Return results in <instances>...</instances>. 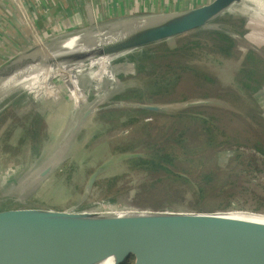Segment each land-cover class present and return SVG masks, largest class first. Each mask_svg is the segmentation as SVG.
Returning <instances> with one entry per match:
<instances>
[{"label": "water", "instance_id": "obj_1", "mask_svg": "<svg viewBox=\"0 0 264 264\" xmlns=\"http://www.w3.org/2000/svg\"><path fill=\"white\" fill-rule=\"evenodd\" d=\"M244 1L249 0H212L186 11L117 20L101 28L95 27L96 20L86 8V29L39 43L0 65V104L7 102L18 88L40 83L45 76H49V94L61 98L51 80L59 77L70 92L71 82L64 74L54 73L62 70L68 73L69 68L99 59L107 60V67L100 73L102 81L106 85L119 84L117 71L134 65L126 60L109 65L112 59L196 29L220 30L221 26L214 20ZM81 92L83 98L76 101L71 116L74 124L66 139L48 161L38 160L31 166L21 184L26 193L62 163L60 156L65 154L90 116L123 105L111 103L97 109L98 102L91 103L88 92L84 89ZM133 107L151 112L166 110L145 104ZM130 157L133 156L123 155L115 160ZM111 161L91 176L87 190ZM17 195L22 196V193ZM257 218H264V214L113 206L88 210L2 207L0 264H71L68 260L75 259L92 263L112 259L116 260L115 264H123L130 257L133 264H264V222L255 220Z\"/></svg>", "mask_w": 264, "mask_h": 264}, {"label": "trees", "instance_id": "obj_2", "mask_svg": "<svg viewBox=\"0 0 264 264\" xmlns=\"http://www.w3.org/2000/svg\"><path fill=\"white\" fill-rule=\"evenodd\" d=\"M214 23L221 29H196L131 52L128 61L134 65L131 77L134 85L126 86L110 98L111 103H123L121 107L101 110L95 119L106 133L132 128L129 138L107 144L106 148L115 158L133 156L121 162L127 172H143L146 178L139 184L140 189L144 188L142 192L165 180L186 184L196 196L193 210L199 211L212 208L203 201L212 193L213 182L216 183L209 165L212 161L219 162L220 153L230 152L231 163L240 160L243 150L264 160V117L255 97L264 82V58L252 48L239 50L238 37L243 35L245 26L243 18L222 14ZM104 66L107 65L99 69ZM224 66L229 77L225 84L211 71ZM91 75L93 78L97 73ZM24 98V94L12 96L0 109L1 156L28 151L37 157L48 140L41 131L44 116L34 107L18 114ZM200 101L208 103L187 105ZM136 104L182 106L151 112L133 107ZM159 121L162 123L158 124ZM233 123L241 128H234ZM209 152L215 154L209 156ZM175 162H186L189 168H178ZM192 167L199 169L200 174L194 176ZM152 174L163 176L152 178ZM123 176L115 175L95 183L94 187L103 196L100 203H118L115 188ZM230 204L214 207L229 210ZM137 207L169 209L163 205ZM123 264H133V257Z\"/></svg>", "mask_w": 264, "mask_h": 264}, {"label": "rangeland", "instance_id": "obj_3", "mask_svg": "<svg viewBox=\"0 0 264 264\" xmlns=\"http://www.w3.org/2000/svg\"><path fill=\"white\" fill-rule=\"evenodd\" d=\"M257 8L258 6L249 0L234 5L223 14L238 16L245 20L243 35L238 37L240 40L239 50L245 52L247 49H254L255 47L257 50L261 49L257 53L264 58V14ZM150 16L158 15L136 14L131 18L141 19ZM110 22L115 21L96 20L95 27L101 28ZM256 22H258V25ZM79 30H73V32ZM101 32L105 31L102 30ZM94 39L99 40V38ZM130 54L131 52L125 53L112 59L109 65L120 61H128ZM103 65H107L106 59L93 63L88 66L89 68L87 67L78 73L69 71L65 73L66 75L64 74L65 79L67 78L71 82V92L75 96V101L72 93L63 85L59 77L53 78L51 84L57 87L61 93V98L49 94L47 90L49 83V85L46 84L47 87L43 84L44 87L40 85L31 89L20 87L12 93V96L22 94L26 96L21 102V106H19L20 109L17 110L18 114L27 113L30 107H34L33 110L44 116L41 131L47 134L48 140H46L41 153L37 157H33L28 151L8 156L0 155V208L37 207L56 210H88L112 206L113 208H134L139 205H145L146 207L163 205L171 210L196 211L193 210V206H196L197 203L196 196L193 193L194 190L186 184L172 183L165 180L162 184H157L154 188L142 192L144 188L140 189L139 184L146 178L142 175L143 172L139 170L127 172L125 164L116 161L117 158L114 155L111 156L110 150L106 148L107 144L122 142V140L129 138L132 134V128H121L110 133L102 132L95 120L96 113L90 116L81 127L77 137L67 147L65 154L60 156L62 163L50 175L39 182L38 185H33L28 193L21 186L29 175L31 166L38 160L41 163L48 161L66 139L74 124L71 116L76 108V101L83 98L81 89L88 92L91 103L98 102L96 108L99 109L102 106L111 104L110 98L126 86L134 85V81L131 79L134 75V66L117 71L120 79L119 84L106 85L100 77L101 71L107 67L104 66L99 69ZM211 71L224 84L228 82L227 67L224 66L219 70L214 67ZM91 73L95 75L97 73V76L92 78ZM255 97L257 107L264 117V82ZM5 103L0 104V109L3 105H6ZM181 106L182 104H169L162 107L173 110L181 108ZM161 123V121L158 122V124ZM232 125L234 128H241L237 123ZM243 152V156L238 161L231 163L233 155L230 152H225L219 154V162L212 161L210 163L209 170L213 171L216 183L213 182L214 189L212 193L203 201V203L212 207L209 210H215L214 206L216 205L230 202L229 210L264 214V160L258 155H252L250 151L243 150ZM209 153V156L215 154L213 152ZM108 160H112L110 165L99 172L93 186L90 190H87L91 176ZM175 164L178 168H189L186 162H175ZM219 167V170L216 169ZM175 169L178 170L176 167ZM192 170L194 176L200 174L199 169L192 167ZM120 174H124V176L115 188L119 194L118 203L114 205L100 203L103 196L100 195L99 189L94 187L95 183ZM161 176L163 174L151 175L152 178ZM18 193H22V196H18ZM9 197L13 199L8 200Z\"/></svg>", "mask_w": 264, "mask_h": 264}, {"label": "crops", "instance_id": "obj_4", "mask_svg": "<svg viewBox=\"0 0 264 264\" xmlns=\"http://www.w3.org/2000/svg\"><path fill=\"white\" fill-rule=\"evenodd\" d=\"M211 1L0 0V65L39 43L87 28L86 8L95 20L117 21L136 14L178 13Z\"/></svg>", "mask_w": 264, "mask_h": 264}, {"label": "bare ground", "instance_id": "obj_5", "mask_svg": "<svg viewBox=\"0 0 264 264\" xmlns=\"http://www.w3.org/2000/svg\"><path fill=\"white\" fill-rule=\"evenodd\" d=\"M250 1H252V2H254V4H256L257 6H258V8L257 9H259L263 14H264V0H250ZM264 16V15H263ZM259 18V17H258ZM257 23V25H258V22H256ZM256 23H254V24H256ZM253 26V25H252ZM259 26H261V25H259ZM252 36V35H251ZM102 38V37H101ZM240 43V42H239ZM69 47V46H68ZM102 60H105V59H99V60H96V61H92V62H90V64H88V65H79V66H77V67H73V68H69L68 70H67V72H69V71H72V72H74V73H78V72H80V71H83L85 68H87L89 65L91 66V64H93V63H96V62H100V61H102ZM102 64V63H101ZM98 66V65H97ZM100 66V65H99ZM89 68V67H88ZM78 69V70H77ZM63 71H65V70H62V71H59V72H57V73H54V74H56L57 76H61L62 74H65V73H63ZM33 80H35V79H33ZM40 80V79H39ZM46 80V81H45ZM41 82L40 83H31V84H28V86H24L23 88L24 89H31V88H36L37 86H40L41 85V87H44L45 85L44 84H48L49 83V76H45L44 78H43V80L41 79L40 80ZM37 82V81H36ZM42 83H43V85L44 86H42ZM26 84V83H25ZM49 85V84H48ZM47 87V86H46ZM49 87V86H48ZM47 87V88H48ZM46 89V88H45ZM255 220H257V221H261V222H264V218H257V219H255ZM71 264H115L116 263V260H103V261H101V262H98V263H92V262H87V261H83V260H80V259H75V260H68Z\"/></svg>", "mask_w": 264, "mask_h": 264}]
</instances>
